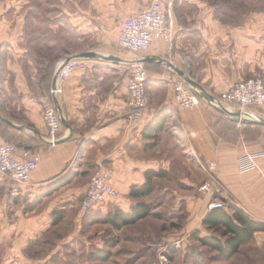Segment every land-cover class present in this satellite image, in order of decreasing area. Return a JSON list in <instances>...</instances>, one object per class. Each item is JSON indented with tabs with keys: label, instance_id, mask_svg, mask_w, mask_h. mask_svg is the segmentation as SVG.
Instances as JSON below:
<instances>
[{
	"label": "crops",
	"instance_id": "0c3cea01",
	"mask_svg": "<svg viewBox=\"0 0 264 264\" xmlns=\"http://www.w3.org/2000/svg\"><path fill=\"white\" fill-rule=\"evenodd\" d=\"M150 1L90 0L88 11L84 1L78 17L70 20L74 43L59 42L61 49L55 36L27 38L21 22L1 19L0 2V139L20 149L37 147L40 161L27 183L16 182L20 191L39 195L73 167L110 165L117 191L110 202L126 212L120 205L132 185L144 182L147 169L166 164L148 151L163 147L170 155L178 148L186 173L193 164L214 162V172H202L210 191L264 222V155L248 173L235 167L239 156L264 151V104L232 103L219 109L202 98L197 108L179 109L172 88V80L180 76L199 97H217L245 78L264 80V0H225V6L213 0H161L170 6L171 41L156 39L146 54L135 57L116 41L119 24ZM91 26L99 32L89 34ZM89 38L100 46L90 48ZM85 53L94 56L85 57L84 67L60 84L56 100L61 126L57 143L49 145L44 142L47 131L39 99L49 93L59 64ZM130 58L143 61L148 69V110L140 124L127 128L123 62ZM162 118L163 128L158 130ZM154 139L153 147L145 146ZM82 185L85 193L86 182ZM56 191L45 196L53 197ZM258 235L264 237V232Z\"/></svg>",
	"mask_w": 264,
	"mask_h": 264
},
{
	"label": "rangeland",
	"instance_id": "374dc122",
	"mask_svg": "<svg viewBox=\"0 0 264 264\" xmlns=\"http://www.w3.org/2000/svg\"><path fill=\"white\" fill-rule=\"evenodd\" d=\"M84 1L88 11L90 0H0L4 6L1 19L21 22L27 38L55 36L60 48L61 43L68 46L69 39L74 41L70 20L78 17V7ZM163 7L167 17L170 6L163 2ZM90 31L99 32L92 26ZM89 42L90 48L100 46L90 38ZM177 151L172 149L170 155L163 147L148 151L166 164L156 167L162 174L154 177L149 194L122 199L125 203L120 207L128 213L136 203L148 205V215L133 224L102 221L118 209L113 202L105 203L101 210L82 209V184L86 182L87 187L100 166L73 167L69 174L76 178L59 187L53 197L45 196L46 190L30 197L29 192L22 194L16 181L1 173L0 264H264L263 236L242 245L228 259L198 241V237L219 235L202 225V219L209 203L220 199L211 189L200 190L209 182L202 176L207 171L193 164L192 171L186 173ZM34 198L40 201L26 211ZM222 202L227 208L229 200ZM52 209L61 211L59 222H54Z\"/></svg>",
	"mask_w": 264,
	"mask_h": 264
},
{
	"label": "built area",
	"instance_id": "2783aa9c",
	"mask_svg": "<svg viewBox=\"0 0 264 264\" xmlns=\"http://www.w3.org/2000/svg\"><path fill=\"white\" fill-rule=\"evenodd\" d=\"M117 43L119 47L132 56L146 54L156 39L171 41L172 29L168 24L166 13L161 0H151L136 14L127 16L119 24ZM86 58H72L63 60L55 71L49 93L41 96L42 117L46 126L47 137L44 139L49 145L58 141V130L61 126V117L58 115L56 96L62 92L61 82L72 75L77 67H84ZM125 85L128 91L125 116L126 127L140 124L147 115L148 99L146 95V80L148 69L143 61L130 58L123 62ZM172 88L176 105L179 109L197 108L202 98L214 108L223 109L226 105L237 104L241 107L264 104V80L260 76L245 78L234 83L229 89L217 95L209 96L206 93L199 97L197 90L183 77L172 80ZM263 152L248 153L236 159L235 167L239 173L245 174L256 167V158L263 156ZM20 154V157L18 156ZM39 154L31 149L18 147L16 144L0 139V173L18 183H27L30 174L39 165ZM208 172H214L216 164L207 162L202 166ZM113 168L102 165L90 176L87 189L80 203L83 210L103 209L117 194L111 183ZM211 184L205 182L200 190H210ZM225 204L222 200L209 203V208H221Z\"/></svg>",
	"mask_w": 264,
	"mask_h": 264
},
{
	"label": "trees",
	"instance_id": "16d2710c",
	"mask_svg": "<svg viewBox=\"0 0 264 264\" xmlns=\"http://www.w3.org/2000/svg\"><path fill=\"white\" fill-rule=\"evenodd\" d=\"M51 79L49 82V86L51 84ZM163 120L164 118L159 121V123L155 127L156 129L159 130V128H163ZM152 137L156 138L155 135ZM155 144L156 142L154 139L152 142L147 143L145 146L153 147ZM35 150L37 151V147ZM161 174L162 171L147 169L144 182L139 185H132V188L129 192V197L138 198L149 194L154 187V177L161 176ZM73 176L74 175L68 173L67 175L61 177L58 181H55L53 184L49 185V189H46L44 195L58 190L62 185L69 183ZM39 201L40 199L36 198L26 206L25 210L29 211ZM148 211V205L136 203L133 205L131 212L129 213L118 208L115 209L112 214L107 213L104 216L103 220L100 217L96 219L98 221H111L115 224H133L137 220L146 217L148 215ZM61 214V211H58L56 209L52 211V215L55 219L54 222L60 221V218L62 217ZM202 225H204L206 228L219 232V235H207L198 237V241L202 245L210 246L215 251H217L221 257H224L226 259L231 258L232 255L237 253L242 245L251 242V240L255 238V233L264 232V222L253 219L241 208L232 204H228L227 208H211L206 213V216L202 219Z\"/></svg>",
	"mask_w": 264,
	"mask_h": 264
},
{
	"label": "water",
	"instance_id": "95a60500",
	"mask_svg": "<svg viewBox=\"0 0 264 264\" xmlns=\"http://www.w3.org/2000/svg\"><path fill=\"white\" fill-rule=\"evenodd\" d=\"M89 56H94V54L93 53H85L84 55L72 56V58H84V57H89Z\"/></svg>",
	"mask_w": 264,
	"mask_h": 264
}]
</instances>
